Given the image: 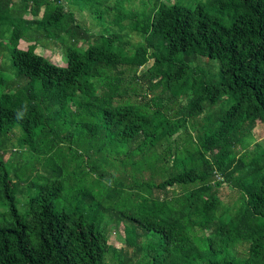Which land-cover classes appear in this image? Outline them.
<instances>
[{
  "label": "trees",
  "instance_id": "16d2710c",
  "mask_svg": "<svg viewBox=\"0 0 264 264\" xmlns=\"http://www.w3.org/2000/svg\"><path fill=\"white\" fill-rule=\"evenodd\" d=\"M257 119L264 0H0V264H264Z\"/></svg>",
  "mask_w": 264,
  "mask_h": 264
},
{
  "label": "rangeland",
  "instance_id": "374dc122",
  "mask_svg": "<svg viewBox=\"0 0 264 264\" xmlns=\"http://www.w3.org/2000/svg\"><path fill=\"white\" fill-rule=\"evenodd\" d=\"M109 1L111 2L113 0H109ZM13 2L17 4L20 2V0H13ZM75 11H76L75 15H76L77 19L85 27L92 28L94 26L93 20L91 19L90 15L86 11L77 10V9ZM139 39H140V37L137 34H135V33L131 34V37H130L131 42L135 43ZM18 47L22 50H26L28 48V43L26 41L21 40ZM36 50H37V52L48 54L49 59L56 62V63H59L61 65L65 64V59L63 58L61 52L58 51L57 49H53L50 52V49L48 50V49H44V48L42 49L41 48V50H40L38 47ZM49 52H50V54H49ZM147 65L148 64L144 65L141 68V70H139V71H144ZM160 90H161V87L156 88V91H160ZM145 92L148 94L147 99H150L152 94L148 90H146ZM130 99L135 100V98H133V97ZM180 100H181L182 104H185V99L183 97H181ZM217 107H218L217 104L214 105L213 107L206 105L205 111H210V110L214 111L217 109ZM251 135L253 136V138L251 140V144H252L251 147L256 143L261 145L262 147H264V121L263 120L257 119L254 122L253 127L251 129ZM185 136H186L185 133L181 132L179 130L173 137H179V141H181V140H183V138ZM16 149H22V145L19 143L16 146ZM7 156H8V153H5L4 157H7ZM12 158L14 159V157H12ZM148 174H149V172L145 171V175L148 176ZM156 176H159V175H156ZM166 189L168 192L167 194H165L163 191H159V192H157V194L161 198L165 195L170 196L174 192L179 191L180 187L179 186H168ZM237 192L238 191L235 188L231 187L230 185H226L223 188L219 189V196L221 197V199L224 203H228V202L232 201L233 199H235L236 196H238ZM18 204L20 206V204H21L20 200H19ZM4 211H5V209L2 206H0V212H4ZM105 239H106L107 243L111 244L114 247L115 250H119L123 254L128 253L129 255H131L132 248L126 247L124 245L121 224L117 225L115 222H112L110 225H108V232H107V235L105 236ZM238 250L239 251L242 250V247H238ZM107 257L109 259L110 255H108Z\"/></svg>",
  "mask_w": 264,
  "mask_h": 264
},
{
  "label": "clouds",
  "instance_id": "9594fccd",
  "mask_svg": "<svg viewBox=\"0 0 264 264\" xmlns=\"http://www.w3.org/2000/svg\"><path fill=\"white\" fill-rule=\"evenodd\" d=\"M27 111V108L25 107L22 111H20L18 114H17V118L20 119L24 116V114L26 113Z\"/></svg>",
  "mask_w": 264,
  "mask_h": 264
}]
</instances>
